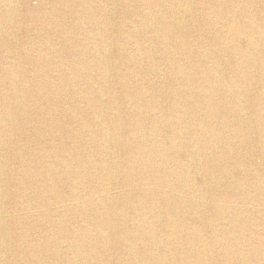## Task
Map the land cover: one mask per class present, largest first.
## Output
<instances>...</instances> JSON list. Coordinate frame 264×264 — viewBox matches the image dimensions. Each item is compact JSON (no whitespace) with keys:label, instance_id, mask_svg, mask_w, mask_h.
<instances>
[{"label":"bare ground","instance_id":"1","mask_svg":"<svg viewBox=\"0 0 264 264\" xmlns=\"http://www.w3.org/2000/svg\"><path fill=\"white\" fill-rule=\"evenodd\" d=\"M16 2L0 264H264V0Z\"/></svg>","mask_w":264,"mask_h":264},{"label":"rangeland","instance_id":"2","mask_svg":"<svg viewBox=\"0 0 264 264\" xmlns=\"http://www.w3.org/2000/svg\"><path fill=\"white\" fill-rule=\"evenodd\" d=\"M25 1H27L28 4H30L31 6H33L35 8H38V7L41 8V7H43L42 8L43 10L45 8L47 9L50 5H52L51 0H44V3H42V0H17L16 4L21 7V6H23V2H25ZM130 1H133V0H129V1L127 0V2H129V3H130ZM140 5H142V3ZM144 6L146 7V5H142V7H144ZM258 6L261 7V4H258ZM116 10L117 11L115 12L114 19H113L114 28L118 25V23L119 24H122L124 21H127L128 22V19L127 18H124V15L122 13V9H121V7L118 4H117V7H116ZM193 13L191 14L190 18L192 17V19H196L197 18L196 17V14L195 13L193 14ZM257 16H260V18H264V10L263 9H260V10L258 9ZM127 22H125V23H127ZM111 32H113V31H111ZM44 35L45 34H43L41 37H44ZM54 42H56V40ZM240 42H241V44L245 45V42L243 40H241ZM9 54H11L9 50L4 49V47H0V61H4L5 58ZM164 100L169 102V99H166L165 98ZM34 144H35L34 142H30V145L32 147L34 146ZM197 182L200 183V184L202 183V176H201V174H198L197 175ZM119 189L121 190V188H118V189H116V191L118 190L120 192ZM202 190H204V192L206 191V189H202ZM184 223L187 224L186 220H184ZM41 227L44 228V225L42 224ZM155 228L158 229L157 231H158L159 234L163 233L162 230L164 228H162L161 225H156ZM163 236L164 235H160V237H163ZM110 253L111 254H114V255L113 256H108L107 254H110ZM115 254H116L115 251H111L110 249L108 251H103L102 252V255H104L106 257V261L105 262L108 261L107 262L108 264H116L119 260H121V258L118 257V256H116Z\"/></svg>","mask_w":264,"mask_h":264}]
</instances>
